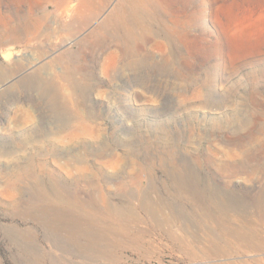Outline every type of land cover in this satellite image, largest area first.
<instances>
[{
  "label": "rangeland",
  "instance_id": "1",
  "mask_svg": "<svg viewBox=\"0 0 264 264\" xmlns=\"http://www.w3.org/2000/svg\"><path fill=\"white\" fill-rule=\"evenodd\" d=\"M138 1L0 0V264H264V0Z\"/></svg>",
  "mask_w": 264,
  "mask_h": 264
},
{
  "label": "bare ground",
  "instance_id": "2",
  "mask_svg": "<svg viewBox=\"0 0 264 264\" xmlns=\"http://www.w3.org/2000/svg\"><path fill=\"white\" fill-rule=\"evenodd\" d=\"M138 3H139V1L138 0H136ZM131 2H132V0H131ZM134 3H136V2H134ZM124 7V6H123ZM126 9V8H125ZM122 10L123 11H125L121 6H117L113 11H112V14H111V16L110 17H114V18H118V16H123L125 19L124 20H126L127 19V17H126V15H128V14H126V15H123V12H122ZM124 20H122L123 22H124ZM117 21V20H116ZM118 22V21H117ZM123 22H122V24H123ZM128 22V21H127ZM125 24H127V25H125V27H127L126 29H129V24L128 23H126V22H124ZM124 25V24H123ZM130 28H132V27H130ZM130 30H132V29H130ZM127 31H129V30H127ZM126 31V32H127ZM133 31V30H132ZM121 46V45H120ZM122 47V46H121ZM56 112V111H55ZM151 170V169H150ZM172 171H167V174H170ZM174 173V172H173ZM187 174V173H186ZM186 174H184V173H181V174H178V177L179 178H177L175 181L176 182H174V183H176L177 184V187H179L180 189H182V192L185 190L186 192L188 191H194V192H196L195 194H197L196 196H197V200H196V202L194 203V207L196 208V209H198V208H200V207H204V208H209V207H213L215 210H217L218 212L219 211H221V210H223V209H225L226 208V203H223L222 201H218V200H216V201H214L212 198V200L210 199V195L209 196H206L205 194H201V192H203V190L205 189V188H202V187H198V185L195 183V182H193V181H190L189 179H188V177L189 176H187ZM172 175V174H171ZM191 176V175H190ZM193 179V178H192ZM198 179V178H197ZM197 181V180H196ZM146 191V190H145ZM216 191V190H215ZM179 192V191H178ZM187 192V193H188ZM157 194V193H156ZM209 194V193H208ZM212 194V193H211ZM181 195V194H180ZM184 195V194H183ZM192 195V194H191ZM186 196L187 195H185V198H186ZM195 196V197H196ZM205 197H209V199L208 198H205ZM142 199V198H141ZM188 199H190V197L188 198ZM214 199H215V197H214ZM192 200V199H191ZM188 201V200H187ZM163 202V201H162ZM193 203V202H192ZM253 204L258 208V209H260L261 211H263V213H264V197L263 196H256L254 199H253ZM193 205V204H192ZM143 207H145V209H146V211L148 212V213H151L152 215H154L155 214V212H157L158 210H160L161 208H162V206H160V205H154V203L150 200V201H148V200H146L145 202H144V206ZM212 208V209H213ZM164 209V208H163ZM172 209V208H171ZM196 209H195V211H196ZM202 209V208H201ZM200 209V210H201ZM185 210V209H184ZM227 210V209H226ZM189 211V210H188ZM187 211V212H188ZM199 211V210H198ZM216 211V212H217ZM258 211V210H257ZM193 212V211H192ZM202 212V211H201ZM206 212V211H205ZM211 212V211H210ZM216 212H214V215L216 214ZM225 212V211H224ZM158 213H159V211H158ZM207 214V213H206ZM226 214H228L227 212H226ZM171 215V214H170ZM201 215V214H200ZM204 215V214H203ZM202 215V216H203ZM208 215V214H207ZM156 217H157V215H155ZM162 216V215H161ZM210 216V215H209ZM218 216V215H217ZM166 217V216H165ZM197 217V216H196ZM213 217V216H212ZM212 217H210L211 219H210V221L213 219L214 220V218H212ZM220 218H221V216H219ZM230 217H231V215H230ZM152 218V217H151ZM204 218V217H203ZM208 218V217H207ZM167 217H166V221H167ZM205 219H206V217H205ZM219 219V218H218ZM230 219V218H229ZM154 220V219H153ZM169 220H170V218H169ZM194 220V219H193ZM226 220H227V218H226ZM155 221H156V218H155ZM171 221V220H170ZM209 221V222H210ZM224 221V220H223ZM223 221H222V225H224L225 224V221H224V223H223ZM158 222V221H157ZM208 222V223H209ZM214 222V221H213ZM160 223V222H159ZM172 223V222H171ZM227 223V222H226ZM158 224V223H157ZM213 224V223H212ZM217 224V223H216ZM221 224V223H220ZM249 224V223H248ZM227 225H228V223H227ZM226 224H225V226H227ZM199 226V225H198ZM246 226V225H245ZM247 226H249V225H247ZM251 227H253V226H251ZM199 228V227H198ZM171 229V228H170ZM223 229V228H222ZM250 229V228H249ZM212 230V229H211ZM211 230H209L208 229V231L206 232V236L208 237V242H210V245H211V247H214L215 248V246H216V244L214 243V240L217 238V237H215V234L211 231ZM246 230H248L247 228H246ZM245 230V231H246ZM199 231V230H198ZM224 231V230H223ZM222 231V232H223ZM226 231V232H225ZM225 234L226 235H234L236 232H238V230H237V228H231V229H228V228H226L225 229ZM239 231H241V230H239ZM256 231V230H255ZM171 232V231H170ZM170 232H168V234H170V238H174L173 237V235H172V232L170 233ZM182 232V231H181ZM242 232V231H241ZM240 232V233H241ZM244 232V231H243ZM176 233V232H175ZM180 233V232H179ZM217 233V232H216ZM249 233H251V231L249 232ZM255 233V232H254ZM184 234V233H183ZM201 234V233H200ZM237 234V233H236ZM253 234V233H252ZM185 235V234H184ZM249 235V234H248ZM199 236V235H198ZM198 236H192V242L193 243H196V242H198L199 241V237ZM204 236V235H203ZM187 237V236H186ZM185 237V238H186ZM231 237V236H230ZM187 238H189V237H187ZM206 238V237H205ZM212 238H215L214 240H212ZM246 238H248V237H246ZM175 240L176 241H178V243L180 244V245H185L184 244V239H183V237H176L175 238ZM171 241H173V240H171ZM203 241V240H202ZM197 244V243H196ZM201 244V243H200ZM198 245V244H197ZM186 246V245H185ZM189 247V246H188ZM186 249V248H185ZM201 250V249H200Z\"/></svg>",
  "mask_w": 264,
  "mask_h": 264
},
{
  "label": "water",
  "instance_id": "3",
  "mask_svg": "<svg viewBox=\"0 0 264 264\" xmlns=\"http://www.w3.org/2000/svg\"><path fill=\"white\" fill-rule=\"evenodd\" d=\"M15 54H16V51L11 49V50L6 51V53L1 52L0 56L2 59L8 60V59L15 57Z\"/></svg>",
  "mask_w": 264,
  "mask_h": 264
}]
</instances>
